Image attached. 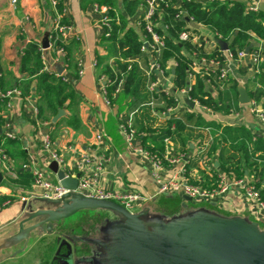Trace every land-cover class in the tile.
<instances>
[{
  "label": "crops",
  "instance_id": "0c3cea01",
  "mask_svg": "<svg viewBox=\"0 0 264 264\" xmlns=\"http://www.w3.org/2000/svg\"><path fill=\"white\" fill-rule=\"evenodd\" d=\"M241 1L245 2L247 10L254 7L256 10L264 11V0ZM63 3L65 8L63 16L70 22V31L65 41L67 43L70 41L77 42L71 48L72 63L66 59V51L60 52L58 48L53 46L51 30L54 27L55 17L45 0H16V2H13V0H0V71L3 73L1 89L7 90L16 87L24 79L20 72L22 50L27 43L37 41L43 52L46 71L69 77L70 81L68 83L78 95L76 101L73 102L74 105L68 107V109L64 108L66 114L56 123L52 119L57 113L51 115L50 112H47V117L50 116L51 120L42 121L36 118L34 106L38 107L39 101L37 94L34 92L23 93L24 96L21 98L12 97L0 100V138L3 137L2 126L5 121H13L18 135L17 140L23 150L22 154L14 156L8 154L15 168V173L1 171L3 180L0 184V197L5 196L7 200L0 207V243L23 232L27 227L34 226L45 218V216L32 218L36 211L57 208L62 204L55 205L54 201L63 203L65 200L64 198L46 199L39 193L37 195L31 194L33 192V171L35 169L40 170L50 181L59 182L56 174L49 169L52 160L48 157L43 145V135L49 129L43 122L47 121L52 122L54 126L52 130L54 149L63 159L60 168L68 175L74 177L78 173L94 175L98 180V185L104 189L122 191L132 188L150 196V199L140 204L137 209L143 207L146 202L156 200L161 196H164V198L171 196L178 204L186 207L185 202L187 200L184 198L183 193L159 194L151 177L152 167L150 162L127 149L119 125L122 120L129 119L130 115L134 113L133 125L136 128L135 114L137 109L120 111L116 105L108 103L101 92L102 86L106 84L105 78L107 77L103 71V65L105 63L114 65L116 58L111 55L107 48L109 42L104 37L100 13L95 12L92 3L87 0H64ZM174 3L179 4V0H175ZM139 14L140 7L137 8L134 16H127L129 25L138 32L140 30L136 19ZM187 26L191 30L198 31L197 37L199 40H204L207 51L213 49L216 39L211 30L194 21L187 20ZM45 38H48L50 43L48 49L43 47ZM251 45H260L264 49V42L256 38H253ZM223 55L225 62L221 67L228 71L229 77L238 79L239 85H243L249 94L250 90L257 87L256 83L252 81V68L249 57L233 59L229 56L228 50L223 51ZM146 56L150 59L151 66L154 58L150 55ZM197 61L200 71L213 67L211 62L200 59ZM173 68L175 69V63L172 61L165 71L162 69L153 70L157 86L154 90H151L149 86L150 91L163 89L168 94L175 96L177 100L176 105L170 107V111L165 115L159 110L154 111V114L160 120L168 114L176 115L182 111L193 110L206 120H213L221 126L243 130L239 133L233 131L225 134L222 132V128L205 127L204 131L207 134L206 140L208 141H206L208 143L206 145H209L214 135L219 136V138L224 136L225 139L222 143H235L237 140L244 138L242 137L244 134L241 133H244V131H248L254 138L259 137L264 141V122L254 111V100L251 97L250 103L241 104L237 91L236 95H232L231 108L228 113L203 108L196 100H192L195 105L191 107L186 103V99L189 98L187 93L177 90L174 86L173 74L175 72L172 73ZM61 69L62 73L59 72ZM79 69L83 70L80 76L78 75ZM195 77H188V82L193 83ZM33 81L35 85L36 80ZM34 85L32 87L33 91L36 89ZM211 91L216 94L213 88H211ZM258 106L261 105L258 104ZM70 116L77 118L78 127H73L68 123L67 118ZM98 133L104 135L102 142L97 141L96 135ZM168 140L169 142L166 143L165 139V148L162 153L167 146H171L175 152L179 153V150L174 148L170 139ZM7 147H11V145ZM203 150L196 142H193L190 143L189 149L186 148L183 151L189 160L187 179L194 178V182L201 184L204 179L200 174V169L205 168L212 174L222 170L218 168L217 154L203 156L200 160V168L190 165L193 156L199 155ZM251 153L256 154V156L259 155V157L261 155L255 148L251 149ZM23 165H27L26 170L31 173V179L20 173V170H24ZM178 166L177 164H167L164 174L166 176L173 175ZM69 194L71 199L77 196V193L74 192ZM20 195H28V199L24 201ZM16 202H21L22 205ZM209 203L214 208V210L210 209L211 217L214 216L215 219L222 220H241L264 234V230L261 228V226H264V212H259L252 201L240 191L231 190L223 200ZM164 211H167L166 208H164ZM189 211L187 210L184 213L190 216ZM64 220L66 218L54 221L52 223L53 229L49 228V223L35 227L29 234L28 242L22 240L1 250L0 264H4L6 259L18 257V252L32 255V260L26 264H67L65 260L71 253L74 256V264H117L129 241L137 238L135 232L127 223L124 228L118 224L109 225L110 227L106 229V232H114L115 236L111 234L110 239L107 240L108 238H97L98 230H92L79 224L72 226L64 223ZM76 237L78 244L81 245L79 248L72 244L71 238Z\"/></svg>",
  "mask_w": 264,
  "mask_h": 264
},
{
  "label": "trees",
  "instance_id": "16d2710c",
  "mask_svg": "<svg viewBox=\"0 0 264 264\" xmlns=\"http://www.w3.org/2000/svg\"><path fill=\"white\" fill-rule=\"evenodd\" d=\"M92 4L97 2L100 5H107L112 8L110 11L113 17L112 34L105 38L109 42L107 48L111 55L116 58V63L110 65L105 63L103 71L111 83L107 82V97L112 105H116L120 111H133L135 114V126L140 133L142 144L152 152L160 153L164 150L165 139H170L174 148L183 152L190 148V143H197L204 150L197 156H193L190 165L200 168V160L205 155L217 154L218 168L233 174L236 177L248 175L253 179L256 186L261 190L264 199V141L262 138L253 137L248 131L242 139L235 143H222L224 136H215L206 145L207 134L205 127L212 126L216 129H223V133H239L241 128L221 126L213 120H206L195 111H182L179 114H168L160 120L154 114L155 110L167 112L170 107L176 105V97L168 94L165 90L150 91L149 86L156 81L154 72H150V59L147 56L135 61L131 58L140 54L142 41L136 31L128 23L127 16L136 14V10L142 0H87ZM56 18L63 13L64 3L62 0H45ZM175 0H170V6L166 7L163 14L158 16V22L162 23L166 29H158L164 35L165 46L155 53V60L160 64L162 70H166L170 62L175 63V73L173 83L177 90L188 89L187 95L191 100H196L198 104L211 111L228 113L233 94H237L239 81L232 77L219 79V70L225 62V57L221 47L215 43L211 51L205 49L204 40H194L198 36L197 30H191L187 26V18H180L182 10L186 11L194 22L208 28L214 33L215 39H222L229 44V50L233 57H237L240 50H245L252 44L253 38L264 42V11L247 10L244 1H211L202 4L198 1L182 0L180 6H173ZM124 13V14H123ZM60 24L70 26V22L62 15ZM186 32L188 37L181 40L180 34ZM51 40L55 48H62L66 51V59L72 63V46L76 41L66 42L61 33L53 27L51 30ZM255 46H253L254 49ZM194 53L199 58L214 60L218 62V68L209 74H198L195 81L188 83V73L192 60L188 54ZM259 68H264V60ZM20 72L24 79L19 82L24 94L34 92L38 98V119L51 120L47 117V112L55 115L58 109L73 106L77 99V92L64 79V75H57L54 72L46 71L43 52L37 41H31L22 50L20 60ZM36 80L35 85L33 80ZM255 81L260 86L249 91L250 97L258 102L264 109V75L263 72L256 74ZM121 84L118 93L116 88ZM35 86V91L32 87ZM216 92L213 94L211 91ZM115 93V95H114ZM165 115V114H164ZM67 121L73 127H78L77 118L70 116ZM240 133V134H241ZM0 147L14 156L22 154L23 150L17 139L6 140ZM11 145V147H7ZM255 148L261 155L251 153ZM245 164V165H244ZM20 173L28 178H32L31 173L24 169ZM200 174L204 179L202 185L211 188L215 184L216 174L208 172L205 168L200 169ZM7 197H0V207L6 202Z\"/></svg>",
  "mask_w": 264,
  "mask_h": 264
},
{
  "label": "built area",
  "instance_id": "2783aa9c",
  "mask_svg": "<svg viewBox=\"0 0 264 264\" xmlns=\"http://www.w3.org/2000/svg\"><path fill=\"white\" fill-rule=\"evenodd\" d=\"M64 2V0H62ZM192 1V0H188ZM198 1V0H193ZM211 1H220V0H206L200 3L206 4ZM16 2V0H13ZM182 0H179V4H172L173 6H180ZM199 2V1H198ZM53 5H56V0H53ZM170 6V0H142L140 7V14L136 19L139 32L136 31L137 35L142 41L140 54L136 57L130 59V61H135L140 59V57L150 55L154 58L155 53H157L161 48L165 46V38L162 33L158 31L159 28L165 30L166 27L158 22V16L163 14V11L166 7ZM138 7V8H139ZM92 8L95 12L100 13L101 26L104 30V37L109 38L112 34V21L114 20L110 14L112 8L107 5H100L95 2L92 4ZM250 10L256 11L254 7H251ZM65 13V8L63 9V13L59 14L54 19V28L57 29L61 36L65 39L70 31V26H63L60 24V17ZM180 18L186 17L188 21H194L192 17H189L186 11L182 10L179 14ZM129 18V17H128ZM132 27V26H131ZM188 37L186 32H182L180 34V39L184 40ZM194 40H198V37H194ZM60 52H63L62 48H58ZM229 51V56L233 59H244L249 57L250 66L252 68V81L256 83V86H260L258 81H255V77L257 73L260 71L263 72L264 68L261 70L259 68L260 63L264 60V49L260 45H256L253 49L251 46L248 53L245 50H240L237 53V57L234 58L232 53ZM189 58L192 60L190 71L188 73V77L192 78L198 74H209L211 71H215L218 68V62L214 60H208L205 58H199L194 53H189ZM198 59L202 61H208L213 64V67H209L205 70H201L198 67ZM222 66V65H221ZM154 69H160V64L154 59H152L150 72H153ZM83 70L79 69L78 75H82ZM3 77L2 71H0V100L10 99L12 97H23V91L21 87L18 85L11 89L2 90L1 89V80ZM228 76V71L225 68L219 70V79H226ZM65 81L69 82L70 78L64 76ZM106 83H111L109 78H105ZM191 84L190 82H188ZM157 86L156 81L150 85V89L154 90ZM107 87V85H106ZM105 85L102 86L101 92L105 97L106 101L110 103L107 94L108 90ZM121 88V84L116 88L115 92L118 93ZM189 87L187 89H183L184 93H187ZM253 108L256 112L257 116L264 122V109L261 106H258V102L253 101ZM170 111V108L168 109ZM161 112L163 115L168 113ZM35 116L38 119V107L34 106ZM134 113L130 115L129 119L122 120L119 128L123 135L125 145L127 149L136 155H140L146 158L152 167L151 177L156 184L157 192L159 194H167V193H183V195L190 197L191 200L199 201V202H218L225 198V196L231 190H238L242 194H244L248 199L252 201L255 207L259 212H264V199L261 195V190L256 186L255 182L252 178L248 176L236 177L233 174H229L223 170H218L216 173L215 184L211 188L204 187L201 183L194 182L193 179H187V174L189 173L188 163L189 160L186 158V154L183 152H175L171 146H167L165 151L162 153H154L149 151L143 144L141 140L140 133L133 125ZM45 126L49 129L44 133L43 137V145L44 149L47 151L48 157L52 161H57L59 167L61 163H63V159L61 155L55 151L54 143L52 140V130L53 123L50 121L43 122ZM3 131V139L1 141L2 144L5 143L6 140L9 139H17L18 135L16 133L14 123L11 120H6L2 126ZM97 141L102 142L104 139V135L102 133H98L96 135ZM169 140L166 139V143ZM208 142V141H207ZM206 142V144H208ZM167 164H177L178 169L171 176H166L164 174V170L166 169ZM23 169L27 168V165H23ZM4 171L7 173H15V168L12 164V160L8 153L0 147V171ZM2 171V172H3ZM66 173V172H65ZM34 174V183H33V192L32 195H37L39 193L43 198L46 199H61L64 198L68 193H70L69 189H66L61 185L60 182L54 183L47 179L45 175L38 169L33 171ZM79 174V173H78ZM77 174V175H78ZM79 183L76 193L83 195L85 197L96 198L101 200L114 201L131 212H134L137 207L144 203L146 200L150 199V196L142 193L136 189H125L122 191H113L107 190L98 185V180L96 176L83 175L80 173ZM67 176H70L66 173ZM76 176V175H75ZM30 194V193H29ZM22 200H27L28 195H20ZM6 203V202H5Z\"/></svg>",
  "mask_w": 264,
  "mask_h": 264
},
{
  "label": "water",
  "instance_id": "95a60500",
  "mask_svg": "<svg viewBox=\"0 0 264 264\" xmlns=\"http://www.w3.org/2000/svg\"><path fill=\"white\" fill-rule=\"evenodd\" d=\"M216 43L223 51L229 49V44L222 39L216 40ZM49 44L48 38H45L43 47L48 49ZM251 46L249 44L246 47V53L249 52ZM59 72L62 73V69ZM174 72L173 68L172 73ZM238 93L241 104L250 103V96L243 85L238 86ZM186 103L191 107L195 105V102L189 98L186 99ZM65 114V109L59 108L52 121L56 123ZM49 169L56 174L63 187L69 189L70 193H76L80 173L75 177L67 176L55 160L50 162ZM2 180L3 174L0 171V184ZM69 195L68 193L64 197L63 203L54 201L55 205L62 204L57 208L36 211L32 218L38 216H45V218L0 243V251L22 240L28 242L29 234L35 227L49 223V228L53 229L54 221H60L82 209L95 206L113 209L121 213L127 220L125 222H128V226L136 234L137 238L129 241L117 264H264V234L241 220L215 219L208 226H203L202 220L201 222L193 221L187 223L186 229L166 227V231L158 232L157 235L152 236L134 212L114 201L85 197L78 193L71 199ZM184 198L191 200L188 196H184ZM65 261L67 264H74L72 253L67 256Z\"/></svg>",
  "mask_w": 264,
  "mask_h": 264
},
{
  "label": "rangeland",
  "instance_id": "374dc122",
  "mask_svg": "<svg viewBox=\"0 0 264 264\" xmlns=\"http://www.w3.org/2000/svg\"><path fill=\"white\" fill-rule=\"evenodd\" d=\"M16 203L22 205L21 202ZM185 203L186 207H183L178 204L173 197L167 196L164 198V196H161L156 200L146 202L143 207L135 209L134 213L138 216L152 236L157 235L158 232L166 231V227L172 229L178 227L182 230L183 228H187L188 222H201L202 220V225L208 226L213 223V220H215L214 216H210V209L214 210V208H212L213 206H211L209 202L187 200ZM164 208H166L167 211H164ZM187 210H191L189 211L190 216L184 213L187 212ZM64 221V223L71 224L72 226L79 224L92 230H98L99 233L97 238H108L107 240H109L111 234L112 236H115L114 232H106V229H109L110 227L109 225L118 224L124 228V225H126L125 221L127 220H125L124 216L116 210L89 206L88 208L76 212ZM261 228L264 230V226H261ZM71 240L73 241L72 244L76 247L79 248V246H81L78 244L77 237L74 239L71 238ZM17 254L18 257L4 260V264H26L32 260V255L21 254V252H18Z\"/></svg>",
  "mask_w": 264,
  "mask_h": 264
}]
</instances>
